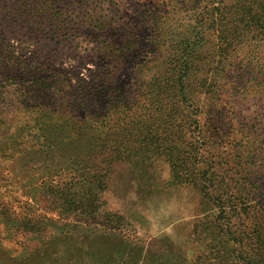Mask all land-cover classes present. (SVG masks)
<instances>
[{
  "label": "rangeland",
  "instance_id": "obj_1",
  "mask_svg": "<svg viewBox=\"0 0 264 264\" xmlns=\"http://www.w3.org/2000/svg\"><path fill=\"white\" fill-rule=\"evenodd\" d=\"M166 1L0 0V264L226 262L218 248L225 241L204 229L218 215L204 193L175 183L162 155L146 162L145 173L117 159L108 166L107 153L122 151H103L88 121L152 54L158 36L143 26L142 13L166 10ZM133 39L139 49L125 52ZM240 48L234 57L246 60L251 82L261 81L264 45ZM245 48L260 56L245 58ZM221 75L213 76L216 88L226 89ZM244 104L256 119L255 145L264 146V84ZM212 128L224 139L218 171L239 172L225 185L253 187L254 201L264 199V157L252 150L253 160L238 163L236 143L247 131L230 123ZM104 173L101 186L95 175ZM62 183L72 191L67 208L52 192Z\"/></svg>",
  "mask_w": 264,
  "mask_h": 264
},
{
  "label": "trees",
  "instance_id": "obj_2",
  "mask_svg": "<svg viewBox=\"0 0 264 264\" xmlns=\"http://www.w3.org/2000/svg\"><path fill=\"white\" fill-rule=\"evenodd\" d=\"M166 2V10L142 13L143 26L158 36H151L152 54L139 65L131 83L113 91L104 113L89 115L88 121L103 151L113 145L116 151H122L107 153L103 161L108 166L117 159L145 173L149 168L146 162L162 155L170 164L175 183L193 185L204 193L206 203L218 208V215L204 229L219 232L225 241L218 246L224 264H264V199L254 201L253 187L235 190L231 184L225 185L227 175L234 180L239 172L218 171L224 139L222 130L212 128L230 123L247 131L242 135L243 143H236L241 147L237 146L236 152L242 153L239 165L253 160L252 150L264 157V146L255 145L256 132L252 128H256V119L244 106L252 87L262 86L264 78L259 81L254 77L258 84L251 82L243 71L246 60L234 57L244 42L264 45V0ZM169 19H176L178 24H170ZM139 44L133 39L124 51L135 52ZM166 45H170V51ZM204 46H209L206 51ZM161 49L165 55L157 53ZM258 52L245 48L243 53L247 58L260 56ZM216 72L223 74L220 80L225 87L228 85L226 89L216 88ZM259 136L264 143V134ZM95 176L102 186L106 173ZM52 192L64 201L63 208L68 206L65 203L71 205L68 184H59ZM236 219L242 228H234ZM212 253L218 258L216 250Z\"/></svg>",
  "mask_w": 264,
  "mask_h": 264
}]
</instances>
